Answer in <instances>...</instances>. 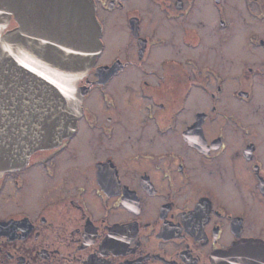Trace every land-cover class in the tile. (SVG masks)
<instances>
[{
	"label": "flooded vegetation",
	"instance_id": "obj_1",
	"mask_svg": "<svg viewBox=\"0 0 264 264\" xmlns=\"http://www.w3.org/2000/svg\"><path fill=\"white\" fill-rule=\"evenodd\" d=\"M93 1L77 128L0 169V264H264V0Z\"/></svg>",
	"mask_w": 264,
	"mask_h": 264
},
{
	"label": "water",
	"instance_id": "obj_2",
	"mask_svg": "<svg viewBox=\"0 0 264 264\" xmlns=\"http://www.w3.org/2000/svg\"><path fill=\"white\" fill-rule=\"evenodd\" d=\"M102 49L93 0H0L1 170L74 133Z\"/></svg>",
	"mask_w": 264,
	"mask_h": 264
},
{
	"label": "rangeland",
	"instance_id": "obj_3",
	"mask_svg": "<svg viewBox=\"0 0 264 264\" xmlns=\"http://www.w3.org/2000/svg\"><path fill=\"white\" fill-rule=\"evenodd\" d=\"M210 22V21H209ZM211 28H212V25L211 23L208 24V30L211 31ZM209 42H210V39H209Z\"/></svg>",
	"mask_w": 264,
	"mask_h": 264
},
{
	"label": "bare ground",
	"instance_id": "obj_4",
	"mask_svg": "<svg viewBox=\"0 0 264 264\" xmlns=\"http://www.w3.org/2000/svg\"><path fill=\"white\" fill-rule=\"evenodd\" d=\"M209 14H211V13H209Z\"/></svg>",
	"mask_w": 264,
	"mask_h": 264
}]
</instances>
